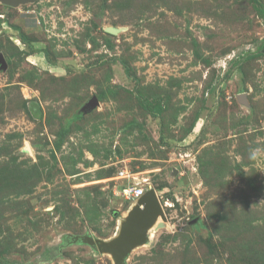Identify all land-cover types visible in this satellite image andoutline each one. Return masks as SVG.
Returning <instances> with one entry per match:
<instances>
[{
  "label": "rangeland",
  "instance_id": "rangeland-1",
  "mask_svg": "<svg viewBox=\"0 0 264 264\" xmlns=\"http://www.w3.org/2000/svg\"><path fill=\"white\" fill-rule=\"evenodd\" d=\"M0 55V264H115L136 185L123 264H264V0L0 2Z\"/></svg>",
  "mask_w": 264,
  "mask_h": 264
},
{
  "label": "water",
  "instance_id": "water-1",
  "mask_svg": "<svg viewBox=\"0 0 264 264\" xmlns=\"http://www.w3.org/2000/svg\"><path fill=\"white\" fill-rule=\"evenodd\" d=\"M29 1L32 0H0L1 3L10 6H17ZM111 31L114 32V30ZM5 66L4 57L0 55V68ZM158 216L164 219L161 204L154 189L150 188L138 199L137 205L128 212L118 237L111 241H104L85 236L84 240L99 251L110 253L115 264H123L133 247L146 242L148 229L155 223ZM158 226H161V223Z\"/></svg>",
  "mask_w": 264,
  "mask_h": 264
},
{
  "label": "built area",
  "instance_id": "built-area-1",
  "mask_svg": "<svg viewBox=\"0 0 264 264\" xmlns=\"http://www.w3.org/2000/svg\"><path fill=\"white\" fill-rule=\"evenodd\" d=\"M121 175H123V172H121ZM122 195L125 196L126 199H133L137 200L139 199L146 190L142 186H125L121 189Z\"/></svg>",
  "mask_w": 264,
  "mask_h": 264
},
{
  "label": "bare ground",
  "instance_id": "bare-ground-1",
  "mask_svg": "<svg viewBox=\"0 0 264 264\" xmlns=\"http://www.w3.org/2000/svg\"><path fill=\"white\" fill-rule=\"evenodd\" d=\"M25 149H27L29 152H30V149H29V146L27 145L26 146V148ZM27 151V152H28ZM137 202H138V199L137 200H132L131 202H130V204H129V207H128V212H130L136 205H137ZM159 217V216H158ZM158 217L156 218V224L158 225L159 223H161V222H158ZM152 227V226H151ZM151 227H149V229H148V231H150L149 233H150V238L152 237V235H153V230H150V228ZM155 229V228H154ZM152 231V232H151Z\"/></svg>",
  "mask_w": 264,
  "mask_h": 264
}]
</instances>
